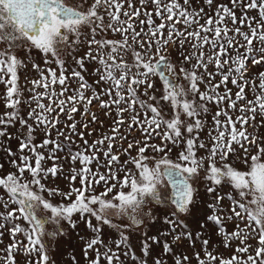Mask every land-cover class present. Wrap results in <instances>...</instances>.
I'll list each match as a JSON object with an SVG mask.
<instances>
[{
  "label": "snow or ice",
  "instance_id": "1",
  "mask_svg": "<svg viewBox=\"0 0 264 264\" xmlns=\"http://www.w3.org/2000/svg\"><path fill=\"white\" fill-rule=\"evenodd\" d=\"M229 2L231 6L221 3L213 9L215 0H203V5L196 0L197 6L193 0H139V7L134 0H81L78 5L68 0H0V84L6 89L5 108L11 110L0 115V137L11 139L6 129L16 122L26 130L17 134L19 155L5 149L15 171L0 176V190L7 197L0 196V243L5 232L11 238L0 249L5 253L0 264H18L17 256L24 264H56L45 236L55 240L67 234L65 223L75 230L81 222L92 233L87 240L80 237L88 264H101V259L106 264H149L148 258L160 247L162 253L152 264H167L169 255L173 264H192L193 258L196 264H264V136L259 134L264 127V71L252 76L248 68L249 62L264 66V0ZM252 11L256 15H249ZM109 32L120 39L107 38ZM83 47L86 51L78 55ZM170 47L178 52V61L172 59ZM69 59L74 65L70 73ZM29 63L38 78L30 82V97L23 99L19 72ZM86 74L93 77L91 84ZM71 83L77 86L71 88ZM229 83L237 89L234 94ZM94 101L106 116L114 111L116 119L111 135L89 144L85 133L77 131L73 114L82 107V115H91L82 125L87 129L98 121L89 111ZM22 103L30 109L27 119L20 114ZM235 112L239 115L233 118ZM61 115L72 121L65 125L67 131L59 127ZM125 124L128 135L138 128L143 139L120 135ZM206 129L207 141L201 139ZM38 130L45 138L36 144ZM73 136L83 141L81 150H71ZM156 139L160 143L152 142ZM65 142L64 161L70 160L64 177L69 181L67 192L45 183L63 174L57 161ZM174 149H179L175 160ZM201 150L204 155H198ZM121 155L128 158L121 162ZM46 161L52 166L46 167ZM237 162L246 170L236 168ZM97 187L103 191L97 192ZM225 187L231 190L223 193ZM57 196L61 202L54 204ZM225 199L230 202L227 210ZM233 220L235 230L228 232L225 221ZM105 226L115 233L108 243ZM153 227L156 232L150 235ZM211 228L225 248L239 242L231 257L209 250ZM133 236L139 238L140 257ZM185 241L193 256L176 251ZM72 261L79 264L75 256Z\"/></svg>",
  "mask_w": 264,
  "mask_h": 264
},
{
  "label": "rangeland",
  "instance_id": "2",
  "mask_svg": "<svg viewBox=\"0 0 264 264\" xmlns=\"http://www.w3.org/2000/svg\"><path fill=\"white\" fill-rule=\"evenodd\" d=\"M182 2V0H181ZM81 3V0H72L71 4L72 5H78ZM89 3H91V0H89ZM134 3L136 4V7H139V0H134ZM226 4V5H230L229 0H215V3L213 4V9L215 8L216 4ZM200 4L203 5V0H200ZM193 6H197L196 4V0H193ZM127 7V6H125ZM205 7V11L210 12L211 11L208 9V7L206 5H204ZM152 6L149 5V9L151 10ZM237 15H240V12L237 11ZM249 15H256L255 11H252L249 13ZM144 17L142 16L141 19H143ZM105 22H107V19L105 20ZM201 23H204L203 20L200 21ZM156 23L159 24L160 21L157 19ZM231 27V25H229ZM139 30V29H137ZM245 31H247V29H244ZM83 31H87V29H83ZM107 38L109 39H120V37L118 35H113L112 33H107ZM98 39L100 37H97ZM185 48L188 49L189 51H191L189 45H185ZM170 52L172 53V59L175 61H178L180 59L178 52L177 51H173L172 48L170 47ZM84 51H86V47L81 48V50L77 53L78 55H83ZM18 55L20 57L24 56L23 52L18 53ZM33 56L37 58L36 62L40 63L41 66L43 67V62L42 60L39 59V53L37 52H33ZM195 61H193L194 63ZM51 67L55 68L56 65L52 64ZM68 72L70 73L72 70V67H74V65L71 63L70 59H69V63L66 65ZM248 68L250 71V74L252 76H256L259 72L264 71V66H253L251 64V62L248 63ZM213 68L210 66L209 67V71H212ZM19 84L21 89L23 90V99H28L31 95V93L28 91V89H30L32 87L31 85V81L33 79H37L38 78V73L34 70H32L31 68V63L28 64V67L26 69H21L19 72ZM86 79L88 80V82L91 84L93 82V77L88 76L86 74ZM205 79H207V77H205ZM220 78L217 76L216 80L218 81ZM258 83V81H257ZM71 88H75L77 85L75 83H71ZM157 87H161L160 82L157 80ZM228 87L232 89L233 94L237 91V89L231 85L230 83L228 84ZM201 90L203 91L205 86L203 84L200 85ZM57 92H59V86H57ZM99 90V89H97ZM6 89L5 86L3 84H0V115H3L5 112L7 111H11L10 109H6L5 108V104H4V100H3V96L5 93ZM38 91H43V89H38ZM221 92H223V88L220 89ZM69 95H71V92L68 93ZM88 95H91V93H88ZM254 96L251 93V91L248 92V99H253ZM104 99H107V97H104ZM43 103L47 104L48 101L44 100ZM32 107H35V104L32 105ZM211 111L214 113L216 111V108L214 105L210 106ZM29 106L27 104H21L20 105V114L21 116H23L25 119H27V112L29 111ZM90 113H95L98 117V121L96 123H91L90 126L87 129H84L82 127L83 123H88L91 120V115H82L83 113V108H80V112L73 114L74 115V120L77 123V131H82L85 133V139L88 140L89 144H91L94 140H97L99 138H101L103 135H111V128H112V123L113 121L116 119L115 116V112L113 111L111 116H106L104 114L105 110L101 109L99 107V103L94 101L93 104L90 106L89 108ZM236 115H239V112H235L233 113V118H235ZM124 118L127 121L129 119V115L127 113L124 114ZM223 119V117L221 118ZM259 117H257V120L259 121ZM60 120H61V124L59 125V127L61 129H64L65 131H67L65 125L68 123H71L72 121H69L67 119V117L65 115H61L60 116ZM100 121L103 122V124L101 125ZM29 124H32L33 121L32 120H28ZM208 123L209 126L211 125V115H209L208 117ZM4 126H0V128H2ZM6 131L11 134L12 138L9 139L8 136H4V137H0V165H3V168L0 169V176H4L6 175L8 172H14L15 169L12 167V165L9 163L10 157L7 156L5 149L6 148H11V150L13 152H16L17 155H19V139H18V133H20L21 131H26V130H22L21 126L18 122H16L13 126H9L7 127ZM249 132H252L253 129L252 128H248ZM91 132L92 135H88L87 133ZM259 134L261 136H264V127L259 129ZM120 135H128V131H127V124H125L121 130H120ZM45 138L43 132L41 131H36V133L34 134V143L39 144L43 141V139ZM56 132L53 130L52 132V139H56ZM73 140L76 141L75 144L71 145V150L72 151H77V150H81L82 146H83V141L80 140V138L78 136H73L72 137ZM129 140L132 139H137V140H142L143 137L141 135L140 130L137 128L135 130H133L130 135H128ZM61 141L64 140L63 137L59 138ZM201 139L207 141V129L205 130V132L201 133ZM153 143H160L159 139H156L154 141H152ZM120 141L116 142V151L119 150L120 147ZM123 147L127 148V142L123 143ZM68 151V146H67V142H65V149L64 151H61L58 153V155L60 156V160L57 161V163L61 164L63 167V174L59 175L57 178L53 179L51 177L48 178L47 181H45V183L47 184V186L49 188H55L58 187L61 191L67 192L69 191V181L67 179H65L64 177L69 175L70 172V160L68 163H66L64 161V157L66 152ZM179 149H174L173 152L171 153V158L173 160L176 159V155L178 153ZM239 151V150H238ZM45 155H47V150H44ZM26 155L28 154L27 152L25 153ZM205 153L201 150L198 155H204ZM252 154H255V149H253ZM132 155L135 156L136 155V151L132 150ZM148 155H156V158H159V155L157 154H153L151 152L148 153ZM127 156L121 155L120 159L121 162H123L125 159H127ZM102 159V158H101ZM233 160H235V157H232ZM46 167H51L52 166V161H46L45 164ZM77 168L80 167L79 164L76 165ZM236 168L240 169V170H246L245 165H243L242 163H235L234 165ZM93 169L95 170V165H92ZM129 167H132L131 165H129ZM101 172H105L106 169L101 168L100 169ZM25 175L27 176L28 174L25 173ZM203 175V174H202ZM30 179V177H28ZM75 186L79 187V179H77V181L75 182ZM203 187V185L201 184V188ZM231 189L230 187H225L222 191L223 193H227L229 192ZM103 191L102 187H97V192ZM162 191H164V189H162ZM47 194L45 193V196ZM0 196H4V198L6 199V195L3 193L2 190H0ZM201 197L204 198V193L203 191L201 192ZM52 199V198H50ZM74 199V197H73ZM52 202L54 204L60 203L61 199L59 196L55 197L54 199H52ZM64 203H68V201H64ZM223 207L227 210L230 208V202L225 199L223 201ZM0 211H3L2 208H0ZM45 213L43 212V210H41L40 215H44ZM194 214L196 217L202 218L201 215V211L194 209ZM227 214V213H226ZM93 223H95V221L93 220ZM237 221L233 220V221H225V227L227 229L228 232H232L235 230V226H236ZM241 227H244V223L240 224ZM48 230L52 231L53 230V226L52 225H48ZM64 229L65 232L67 233L66 235L63 236H59L57 237L55 240H50L47 236H45V241L47 243L48 249H49V255L53 257V259L56 261V264H73L72 261V257L75 256V259L79 262V264H88V261L83 257L82 254V250L84 247V240H81L80 237H84L85 240L89 239L92 237V233L85 227L84 223H79L77 228L75 230H72L69 228V226L65 223L64 224ZM156 232V228L153 227L150 229L149 234H155ZM211 235H212V239L211 242L209 244V250L215 249V254L218 255H222L224 258H229L231 257L234 252H235V248L236 245L239 243L238 241L233 242L231 248H225L222 242V238L217 236L215 234V229L211 228L210 229ZM104 239L105 242L108 243L111 239L115 238V233L111 230L108 229L105 226L104 229ZM18 239H22V237H18ZM11 243V238L10 236L7 234V232H5V235L2 239V243H0V249H4L6 248L9 244ZM248 243L252 244L253 246L256 245V241L255 240H249ZM132 245L133 248L135 250L136 256L140 257L141 253L139 250V238L138 236H133L132 238ZM155 247V246H154ZM101 252L104 251L103 248L100 249ZM113 250L116 251L115 246H113ZM196 250L199 251L200 250V245L197 244L196 245ZM121 253L123 252V249L120 250ZM176 251L179 252H184L189 256H193V250L191 248L188 247L187 242H184V245L181 248H177ZM162 253V247L160 248H156V250L152 253V256L148 258L149 260V264H152V259L156 256H159ZM4 252H0V255H4ZM254 254V253H253ZM90 255L94 256V253L90 252ZM239 255V254H238ZM246 258V257H245ZM18 264H24V258L22 256H17L16 257ZM121 259H124V256L121 255ZM167 264H173V259L172 257L166 256L165 257ZM101 264H106V261H104L103 259H101ZM126 264H132L131 261H126ZM192 264H196L195 259H192Z\"/></svg>",
  "mask_w": 264,
  "mask_h": 264
},
{
  "label": "flooded vegetation",
  "instance_id": "3",
  "mask_svg": "<svg viewBox=\"0 0 264 264\" xmlns=\"http://www.w3.org/2000/svg\"><path fill=\"white\" fill-rule=\"evenodd\" d=\"M68 2L71 4L72 0H68Z\"/></svg>",
  "mask_w": 264,
  "mask_h": 264
}]
</instances>
